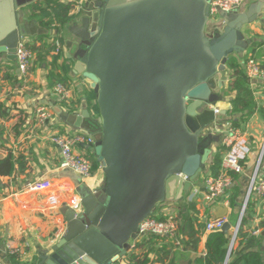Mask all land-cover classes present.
Instances as JSON below:
<instances>
[{"label": "water", "instance_id": "water-1", "mask_svg": "<svg viewBox=\"0 0 264 264\" xmlns=\"http://www.w3.org/2000/svg\"><path fill=\"white\" fill-rule=\"evenodd\" d=\"M38 1L0 0V56L17 61L21 41L43 34L23 15ZM86 1L95 13L68 28L74 40L67 46L100 117L85 110L69 121L93 136L106 184L81 195L80 211L61 210L66 233L32 264H122L141 240L142 224L202 180L220 142L210 127L233 120L207 106L223 95L231 58L250 48L243 28L263 8L261 1L246 15H225L208 36L212 0ZM228 213L218 206L215 217ZM230 229L227 221L221 231Z\"/></svg>", "mask_w": 264, "mask_h": 264}, {"label": "crops", "instance_id": "crops-1", "mask_svg": "<svg viewBox=\"0 0 264 264\" xmlns=\"http://www.w3.org/2000/svg\"><path fill=\"white\" fill-rule=\"evenodd\" d=\"M74 1L77 3L75 12L81 15L78 21L94 12L93 6L86 4L88 1L83 0L85 5L80 0ZM261 1L263 6L261 13L243 28L245 37L251 41L250 48L241 57L231 58L228 63L230 77L235 72L237 75L242 74L246 77V83H248L255 102L254 113L247 121H241L240 126L236 127L243 130L244 140H246L250 153L243 164L244 172L238 177L239 180L228 194L230 205L231 197L236 195L237 198L234 211L228 207L227 219L231 224L228 235L232 236V240L241 227L243 221L241 214L247 199L251 176L264 144V80L248 77L246 73V62L249 59L261 63L264 68V0H242L240 8L233 13L236 15L235 17L246 15L253 8L256 10L257 4ZM23 15L25 21H30L25 9ZM97 20L96 16L93 17L94 22ZM225 21V15L211 17L207 25V35H213L215 27L223 25ZM68 28L66 31L50 32L46 42L36 40L38 35L27 38L29 43L42 51V58L38 57L35 52L32 70L26 78L22 77L17 61H9L7 56H0V161L11 158L12 164L15 166L11 176H0V264H14L12 256L6 251L8 245L20 250V254L16 256L17 264H32L40 251L50 248L66 233L67 221L61 214V210L65 207L70 208L67 201L72 195L78 194L81 197L79 185L84 184L87 190L96 192L102 190L106 184L103 169L92 174L89 179L83 180L71 169L63 167L61 152L50 141V137L56 133H86L69 121V116H80L87 110L84 102L92 87L83 76L75 73L74 65L77 59L71 56V49L67 46L68 41L74 40V36ZM62 39L63 42H61ZM53 41L60 42V52L56 49ZM51 45H54V50L48 48ZM62 67L68 69L67 87L71 90L69 99L73 100L76 108H79L77 112H68L61 106L62 102L54 87L57 84L56 79L54 82L50 79L51 74L55 76L65 73ZM228 82L223 89L224 99L218 102L216 107L220 111L226 110L229 114L231 98L228 94ZM41 106L50 108L53 114L45 126L39 125L37 121V110ZM237 119V117H233L231 122L215 124L210 127L212 134L220 137V142L212 146V157L218 153L222 161L226 151L222 141L223 132L228 123ZM88 149V147L80 146L78 150L86 154ZM205 172H211L209 166ZM38 181H50L59 189L66 187L67 190H60L62 203L51 202L50 194L47 192L29 190L32 184ZM172 202L180 206V217L182 215L194 216L198 220L193 223L192 227L198 232H201L199 225H206L207 220L215 217L216 214V210L211 211L208 204L200 198L191 202L195 207L196 214L190 207L188 210H184L185 207H181L179 201ZM191 204L189 203V205ZM247 207L246 222L243 228L253 235L257 231L261 236L264 232V226H262L264 223V198L252 196ZM167 212L172 213L169 207H162L156 212L155 217L163 216ZM186 231L187 225L185 222H180L177 239L148 238L145 247L140 250L142 254H148V264H188L197 257L204 256L205 236L209 232L205 228V235L202 236L197 249L194 250L193 244L188 243L189 237H187ZM148 236L141 237L138 243H142ZM137 244L130 253L138 250ZM235 248H238L237 244ZM130 253L122 260V264H131Z\"/></svg>", "mask_w": 264, "mask_h": 264}, {"label": "built area", "instance_id": "built-area-1", "mask_svg": "<svg viewBox=\"0 0 264 264\" xmlns=\"http://www.w3.org/2000/svg\"><path fill=\"white\" fill-rule=\"evenodd\" d=\"M241 3L242 0H212L210 2V18L233 14L240 8ZM53 42L58 52H60V42ZM28 46L29 42L27 38L23 39L18 47L19 51L17 54V66L24 78L29 76L36 56V53L30 50ZM246 64V73L248 77L264 80V68L261 63L254 59H249ZM54 87L61 102L69 99L71 95L70 88L61 83H57ZM207 108L213 109L216 113L220 112V110L214 105H208ZM52 115L50 108L43 106L39 107L37 110L38 124L45 126L52 118ZM50 141L53 145H56L59 148L63 167L69 170L71 169L83 180H87L92 176V164L90 163L89 158L86 154L78 150L80 146L95 148V140L91 134L83 132L69 134L56 133L50 137ZM222 141L226 151L223 154L219 173L215 175L212 172H205L201 178L202 180L199 183L192 184L190 191L187 192L191 194L189 196L190 202L200 198L208 204L211 211H215L218 206L230 207V198H228V194L235 185L234 175H242L244 172L243 164L246 160L245 158L250 153V149L246 145V140H244L243 130L236 128L232 123H228L227 128H225ZM258 159L256 168L251 176L246 196L247 199L242 209L241 220H243V214L252 196L264 198V144L261 148ZM178 177L184 182L189 181L186 175L180 174ZM57 188L59 189V187H55L54 183L50 181H38L34 182L29 190L47 192L50 194L51 202L62 203L63 199L60 190H67V188L61 187L59 190ZM67 202H69L70 209L72 208L79 211L81 208L82 201L78 194L72 195ZM163 217V219H158L155 216L149 217L141 226V237L153 235L162 238L168 237L177 239L179 230L178 219L171 212H167ZM227 221V218L217 219L212 217L206 222V231L209 233L221 231ZM237 234L234 237L231 248L236 242L238 237ZM258 234L259 232L257 231L254 233V235L259 236ZM6 251L10 256L14 257L15 255L20 254L18 248H14L10 245L6 246Z\"/></svg>", "mask_w": 264, "mask_h": 264}, {"label": "trees", "instance_id": "trees-1", "mask_svg": "<svg viewBox=\"0 0 264 264\" xmlns=\"http://www.w3.org/2000/svg\"><path fill=\"white\" fill-rule=\"evenodd\" d=\"M76 6L77 3L74 0H68L66 2L43 0L41 2L38 1L28 5V7L25 8L28 19L30 21H35L39 30L43 32V34H40L36 37V40H38L39 42H46V40H48V34L50 32H60L61 30L66 31L68 27L73 25L81 17L80 14H77L75 12ZM61 42H63V39ZM51 46H48V48L50 47L54 50V45ZM28 48L34 52H37L38 57L42 58V51L39 50V48H36L35 45L29 43ZM62 69H64L65 73H59L55 76L51 74L50 79L53 82L56 79L57 83H61L67 87L68 69L64 67H62ZM235 73L231 75L228 82V94L231 98V107L228 112L232 117L238 118L237 120H234L232 122L235 127H238L240 126L241 121H247L249 117L254 113L255 102L253 101L252 93L248 87V83H246V77L242 74L237 75ZM223 99L224 96H221L218 102H221V100ZM218 102L213 104L217 106ZM61 106L68 112H77L79 109L76 108L73 100L70 99L62 102ZM84 106L87 108V110L90 111L91 116H93L95 120L99 119L100 110L99 105H97L96 95L93 89H90V94L87 96L86 101L84 102ZM94 149V147H89L88 152L86 153L87 157L90 160V163L92 164L93 174L102 170L101 163L98 162ZM209 160L210 161L208 163V166L210 167L211 172L217 175L222 164L220 155L218 153L213 157L211 155ZM14 169L15 166L12 164L11 158H8L5 161H0V176H11ZM238 177L239 175H234L235 183L239 180ZM236 199V195L231 197L230 208L232 209V211H234L235 209ZM169 202L172 201H168L166 203ZM163 206L164 205L160 206L157 211ZM190 208L194 213L196 212L194 205L191 204ZM247 209L248 207L245 210L243 216L244 218L237 234L238 237L232 248H230L232 236L226 234L224 235L221 231L207 233L205 236V255L197 257L193 262H189L188 264H264V232L261 236H255L243 228L246 222ZM156 212L152 214V216H155ZM157 218L163 219L164 217L159 216ZM196 221L198 220H196L194 216L186 217L184 221L187 225L186 235L187 237H189L188 243L193 244L192 247L194 250L197 249L202 236L205 235L204 231L206 228V225L201 224L199 225V227L201 228V232L193 229V223H195ZM262 226H264V223ZM154 237L157 236L149 235L144 239L142 243L137 244L136 248L138 250L131 252L129 255L131 264H148V254H142L140 250H143L148 238L151 239ZM236 244L238 245V248H235ZM16 256L17 255H15V257H11L13 258L12 260L14 261V264H17Z\"/></svg>", "mask_w": 264, "mask_h": 264}, {"label": "rangeland", "instance_id": "rangeland-1", "mask_svg": "<svg viewBox=\"0 0 264 264\" xmlns=\"http://www.w3.org/2000/svg\"><path fill=\"white\" fill-rule=\"evenodd\" d=\"M213 135V134H212ZM214 136V135H213ZM215 144V143H214ZM213 144V145H214ZM87 192V189H86V185H84V184H80L79 185V194L80 195H83V194H85ZM191 194H189V193H186L185 194V196H184V198H183V200L182 201H180V205H181V207L182 206H184L185 207V209L184 210H188V208L190 207V205H189V203L191 204V202H189L190 200H189V196H190ZM175 202H169V203H166V204H164V206H163V208H167V207H169L170 208V210L172 211V214H174L175 215V217L176 218H178V220H179V223L180 222H184L185 221V215H182L181 217H180V213H179V211L181 210L180 209V206H178L176 203L174 204ZM179 203V202H178ZM185 211H183V214H185L184 213ZM187 214V213H186Z\"/></svg>", "mask_w": 264, "mask_h": 264}]
</instances>
